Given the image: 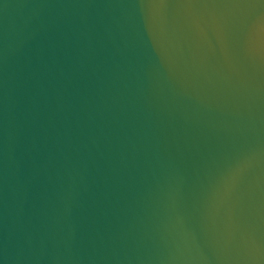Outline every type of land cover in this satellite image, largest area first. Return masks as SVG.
Masks as SVG:
<instances>
[{
  "label": "water",
  "instance_id": "95a60500",
  "mask_svg": "<svg viewBox=\"0 0 264 264\" xmlns=\"http://www.w3.org/2000/svg\"><path fill=\"white\" fill-rule=\"evenodd\" d=\"M0 264H264V0H0Z\"/></svg>",
  "mask_w": 264,
  "mask_h": 264
}]
</instances>
